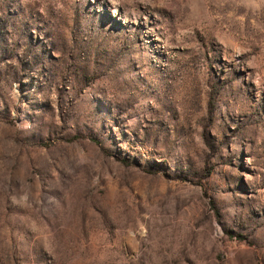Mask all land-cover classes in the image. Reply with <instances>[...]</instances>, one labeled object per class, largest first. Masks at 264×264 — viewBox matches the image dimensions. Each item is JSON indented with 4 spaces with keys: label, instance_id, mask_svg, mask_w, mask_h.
Listing matches in <instances>:
<instances>
[{
    "label": "rangeland",
    "instance_id": "obj_1",
    "mask_svg": "<svg viewBox=\"0 0 264 264\" xmlns=\"http://www.w3.org/2000/svg\"><path fill=\"white\" fill-rule=\"evenodd\" d=\"M0 264H264V0H0Z\"/></svg>",
    "mask_w": 264,
    "mask_h": 264
}]
</instances>
